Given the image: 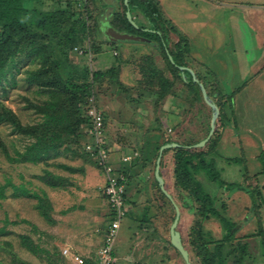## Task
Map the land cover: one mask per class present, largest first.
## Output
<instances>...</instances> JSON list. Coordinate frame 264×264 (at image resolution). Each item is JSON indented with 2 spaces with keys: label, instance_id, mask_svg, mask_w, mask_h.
Wrapping results in <instances>:
<instances>
[{
  "label": "rangeland",
  "instance_id": "374dc122",
  "mask_svg": "<svg viewBox=\"0 0 264 264\" xmlns=\"http://www.w3.org/2000/svg\"><path fill=\"white\" fill-rule=\"evenodd\" d=\"M41 1L43 5L30 0L26 7L39 11L56 9L65 6L69 0ZM74 1L83 6L87 0ZM155 1L163 18L177 33L170 35V45L178 41L177 35L187 41V69L203 76L206 72L213 73L218 85L211 77L207 79L212 90L218 87L222 95L245 86L235 96L233 119L226 106L225 116L230 124L225 128L220 120L215 124V133H219L221 138L213 155L214 168L224 185L220 187L212 183L203 172L198 173L195 179L207 194L215 198L214 208L219 215L238 226L232 243L222 248L221 261L224 264H264V72L255 76L264 67V0ZM97 3L102 6L100 23L108 21L109 14L118 9L115 0H98ZM92 5L93 1L88 6L90 11ZM137 14L133 19L137 27L130 24L133 29L127 27L125 31L128 33H125L142 38L138 35L139 26L150 28V25L143 15ZM90 44L88 39L77 45L76 52L69 51L67 57L71 68H85L91 73L119 67L120 71L116 73L117 78H111L114 81L106 78L96 83L93 93L97 106L107 116L104 146L108 149V162L110 154L114 159L115 166L110 164L112 170L118 167L121 170L138 157L139 149L145 145L144 139L154 136L150 132L151 127L160 125L165 138L186 146L195 145L210 130L211 109L198 103L190 106L188 98L194 93L188 96V89L178 81H175V94L167 96L155 107L153 91L157 89L155 85L159 76H151L152 72L144 76L140 72L141 67L157 68L169 79L172 76L164 57L153 44L143 41L110 44L101 38L97 42L100 51L94 54L88 49ZM15 65L17 71H13L14 76L8 75L14 82H2L6 93L0 87V102L15 113L23 125L34 124L38 121L37 116L27 104L41 103L45 96L25 83V70L33 68L34 63L21 56L15 60ZM142 80L146 84L151 81L149 92L144 91ZM85 130L86 141L79 152L87 154V139L92 140ZM0 139L11 156L15 151H22L27 143L24 135L13 132L7 124H0ZM76 155L73 150L34 165L13 164L0 152V185L9 180L38 195L44 192L52 208L51 222H48L38 213L34 205L36 199L21 194L15 197L12 190L7 189L6 198L0 200V228L4 230L0 234V264H13L12 254L29 264H55L56 259L59 264H69L60 254L68 248L71 254H76L70 251H76L71 247L74 241L78 251L94 254L86 258L90 264L95 260L98 243L100 246L105 234L103 231L111 220L107 217L109 207L103 202L106 200L104 190L108 177L97 167L94 156L88 154L90 158L83 159ZM161 159L159 171L163 186L179 206L176 230L187 244L195 217L186 207H180L176 199L179 195L172 180V152ZM43 170L62 177L65 180V184H61L63 187L47 186L42 179ZM154 170L153 166L139 169V175H135L125 188L129 209L137 207V213L135 218L129 213L120 224L113 250L117 264H184L167 245L172 210L151 183ZM247 175L250 179H246ZM101 180L104 182L102 189ZM247 187H256L260 193L255 201L243 191ZM92 201H98L95 204L100 211L104 210L103 213L90 214L96 208L89 205ZM144 212L148 214L143 218ZM87 224L90 229L86 228ZM203 232L211 241H220L224 236L222 223L212 216L203 223ZM21 236L30 238L46 252L31 254L21 245ZM214 247L212 244L211 249ZM47 256H50V263Z\"/></svg>",
  "mask_w": 264,
  "mask_h": 264
},
{
  "label": "trees",
  "instance_id": "16d2710c",
  "mask_svg": "<svg viewBox=\"0 0 264 264\" xmlns=\"http://www.w3.org/2000/svg\"><path fill=\"white\" fill-rule=\"evenodd\" d=\"M28 1L30 0H0V87L6 93V88L2 82L8 84L14 82L13 77L8 78V75L14 76L13 71H17L15 60L24 56L34 63L33 68L25 70V83L30 87L37 88L39 94H44L45 100L41 103L29 102L27 104L38 119L37 122L30 125H23L17 115L0 102V124L9 125L13 132L24 135L27 141L22 151H15L14 156H11L7 147L4 145L5 143L0 139V152L13 164L32 163L36 165L50 157L56 158L62 153L73 150L78 154L76 156L79 158H90L89 155L92 157L90 153L85 154L84 152H79L80 147L82 148L86 141L83 131L89 122L85 115L89 105V99L93 97L96 107L101 111L97 106V101L93 94L94 85L101 80L104 81L106 78L114 81L115 79H112L120 71H118L119 67H112L106 71H95L91 73L85 68L84 70H77L76 68H71L67 54L71 50L76 52L77 45L83 44L88 39L91 42L88 45V49L94 54L100 51V46H97V42H100L101 38L106 42L108 41L101 31V24L103 22H99L102 6L98 5V0H87L83 6H80L77 1L69 0L63 7L39 11L33 8H27L26 3ZM33 1H37L39 5H43V1L41 0ZM91 1L95 5L90 7L93 12L88 9ZM115 6L118 8H115L117 11L109 14L110 16L107 18L109 19L107 22L116 32L128 33L125 31L127 27L133 29L125 16L127 10L130 12L132 19H136V13L143 15L142 17L147 19L150 28L139 26L137 30L138 35L146 39V42L153 44L156 50L161 53L172 76L169 79L157 68L156 70H150V67L146 69L141 67L140 72L142 75L148 76V72H152L151 76H159L158 82L155 85L157 89L153 91V94L156 96L154 102L155 107L159 106L167 96L175 94V81H178L188 89V96L190 93H194V95H190L188 98L190 106L198 103L201 107L206 108L207 105L202 99L199 86L193 82L192 75L187 70L180 71L178 69V67L188 68L185 57L187 53V41L177 35L178 41L170 45V35L177 33L165 18H163L157 2L155 0H127V4H125L124 0H115ZM145 29L154 32L144 31ZM108 42L113 44V42ZM82 53L85 52L82 51ZM168 55L171 56L172 62L168 59ZM202 66L208 69L203 64ZM182 73L186 76V81L183 80ZM193 74L199 83L204 86L207 96L218 107L221 115L216 122L220 120L221 125L225 128L230 124L226 120L229 118L225 116V110L228 107L230 116L233 119L235 96L245 86L222 95L218 87L212 90V84L207 79L211 77L213 83L217 84L218 80L213 73H210L211 76L207 72L204 76L197 73ZM115 83L121 87L120 83L117 81ZM140 83L143 85L144 91L149 92L150 87L148 85H151V81H148L146 84L142 80ZM216 99L217 101H215ZM102 115L106 125L107 116L103 112ZM160 127L158 125L156 128H150V132L152 131L154 136L147 137V140L144 139L145 145L139 149L138 157L125 168L115 170V173L124 178V183L127 187L129 181L132 182L135 179V175H139V169L141 171L148 166H156V159L159 156L161 146L171 143L180 145L181 147L178 148L165 149L161 154V158L163 159L164 155L168 152H172V180L173 186L179 195L176 199L180 202V207H186L195 217L194 224L189 230L187 244L183 241L182 244L188 251L191 264H224L221 261L223 257L222 248L226 244L232 243L238 226L227 222V220L219 215L214 208L215 198L207 194L195 179L198 173L203 172L212 183L220 187L224 185L215 171L213 159L221 135L219 133L216 134L214 130L212 136L202 148H185L184 146L186 144L183 145L178 141L175 142L165 138L164 133L160 132ZM208 133L209 131L200 141L205 139ZM136 144L137 142L134 143V145ZM161 165L160 161L159 167ZM57 166L65 168L64 165ZM42 173L43 181L50 188L63 187L65 184V180L62 177L53 175L47 170H43ZM246 179H250L248 175ZM62 183L63 185H61ZM151 183L157 189L160 198H163L172 210V217L169 224L171 225L175 217L173 205L160 191L154 175L152 176ZM29 185H31L30 182ZM8 188L12 190V195L15 197L21 194L36 199V204L34 205L38 213L46 221L51 222L50 213L52 208L44 192L38 195L25 188L24 185L16 186L7 180L4 184L0 185V200L6 198ZM256 190V187H253V189L250 187L243 188V191L253 201L260 196V193ZM123 203L125 209L124 219L128 215V209L130 208L128 206L129 202L126 201L125 193L123 195ZM106 204L109 207L107 200ZM146 212L142 215L143 218L148 214ZM113 214V211L109 207L107 217L112 218ZM211 216L217 218L223 225L224 236L220 241L207 240L203 232V223L209 220ZM22 222L25 221L22 220ZM3 231V228H0V234ZM103 232H105V229ZM20 243L33 255L46 252L36 246L28 237L21 236ZM212 244L215 245L214 249H211ZM167 245L179 255L171 246L169 240H167ZM6 246L9 247L10 245L6 244ZM11 256L13 264H29L28 262L20 260L14 254ZM49 258L50 256H47L46 259L50 260V263L51 259ZM86 261L88 263L91 262L88 259ZM54 262L55 264H59L57 259Z\"/></svg>",
  "mask_w": 264,
  "mask_h": 264
},
{
  "label": "built area",
  "instance_id": "2783aa9c",
  "mask_svg": "<svg viewBox=\"0 0 264 264\" xmlns=\"http://www.w3.org/2000/svg\"><path fill=\"white\" fill-rule=\"evenodd\" d=\"M76 50V49H75ZM89 105L86 110L88 126L85 127L87 139L89 142L85 145V149L95 158V162L102 172L108 177L104 194L113 211V216L105 230L103 241L97 249L96 258L91 264H114L115 258L113 255L116 236L118 234L120 224L124 217L125 209L123 203V195L125 193V180L120 175L115 174L108 162V149L105 145V123L102 112L96 107L94 98L89 99ZM61 255L69 258L72 264H90L86 258L78 254H71L68 249H64Z\"/></svg>",
  "mask_w": 264,
  "mask_h": 264
},
{
  "label": "water",
  "instance_id": "95a60500",
  "mask_svg": "<svg viewBox=\"0 0 264 264\" xmlns=\"http://www.w3.org/2000/svg\"><path fill=\"white\" fill-rule=\"evenodd\" d=\"M125 4H127V0H124ZM126 19L127 21L134 27H137L136 24L134 23L132 16L130 14V12L127 10L125 13ZM101 31L103 33V35L105 36V38H107L108 41L110 42H117V41H143L146 42L147 40L144 38H140V37H135L133 35H128L126 33H119L116 32L111 25L106 21L104 23L101 24ZM168 59L172 62V58L170 55H168ZM178 69L180 71H185L187 70L193 78V82L197 83L202 95V99L204 101V103L211 109L212 114H211V120H210V130L208 133V136L203 139L202 141L196 143L193 146H184L185 148H202L207 141L209 140V138L212 136L214 129H215V122L218 118L219 115V109L216 106V104L207 96L206 94V90L204 88V86L199 83V81L194 77L193 72L190 69H186L184 67H178ZM182 78L184 81H186V76L184 75V73L181 74ZM181 147L180 145L176 144V143H171V144H165L163 146L160 147L159 149V156L156 159V166H155V170H154V178L159 186L160 191L164 194V196L172 203L173 208L175 210V217L174 220L172 222V224L170 225L169 228V241L171 246L179 253V255L181 256L184 264H191L190 260H189V254L188 251L184 248L183 244H182V240H181V236L180 233L176 230L177 224H178V219H179V207L175 204V202L173 201L172 197L168 194V192L165 190L164 188V182L163 179L161 178L160 174H159V162H160V158H161V154L165 149H169V148H178Z\"/></svg>",
  "mask_w": 264,
  "mask_h": 264
},
{
  "label": "crops",
  "instance_id": "0c3cea01",
  "mask_svg": "<svg viewBox=\"0 0 264 264\" xmlns=\"http://www.w3.org/2000/svg\"><path fill=\"white\" fill-rule=\"evenodd\" d=\"M264 72V67L262 68V69H260V71H258V73L255 75V76H261L262 75V73ZM105 127H106V125H105ZM112 155L110 154V160H109V164H111V165H113V166H115L114 165V163H113V161H114V159L111 157ZM120 163V162H119ZM120 166V165H119ZM122 167V166H121ZM117 168V167H116ZM117 169H119V167L117 168ZM159 169H160V167H159ZM102 177V176H101ZM101 183H102V180H101ZM103 184H104V182L102 183V185L100 186L101 187V189L102 188H104V186H103ZM97 185V184H96ZM100 184L98 183V185L97 186H99ZM96 186V187H97ZM90 188V187H89ZM100 189V188H99ZM99 189H97L98 191H100ZM94 191H96V189H94ZM96 193H97V191H96ZM105 200V199H104ZM98 201H92V202H89V205H93V206H96V208L94 209V210H92L91 211V213L90 214H94L95 216L97 215V214H101V212L103 213V211L104 210H102V211H100V207L99 206H97L95 203H97ZM103 202H105L106 203V200L105 201H103ZM137 207L135 208V207H133L132 209H128V213L127 214H131V217H134L135 218V216H136V213H137ZM68 212H69V210H68ZM140 219V218H139ZM89 223V222H88ZM86 228H89L90 229V227L88 226V224H87V227ZM66 247V246H65ZM64 247V248H65ZM72 248H74V250H76V251H72L71 249H70V251L73 253H76V254H78L79 256H82L83 258H87V257H89V256H91V255H93L94 256V254H92L91 252H85V253H83L82 251L80 252V251H78V246L76 245V243H75V241L73 242V245L71 246ZM97 247H99V243H98V246ZM66 248H68V247H66ZM69 249V248H68ZM80 249V248H79ZM95 253V252H94ZM92 256V257H93ZM65 260H67L66 262H68L69 264H72L71 263V261H70V259L69 258H65V257H63ZM115 258V257H114ZM115 260H116V263L115 264H117V259L115 258Z\"/></svg>",
  "mask_w": 264,
  "mask_h": 264
}]
</instances>
